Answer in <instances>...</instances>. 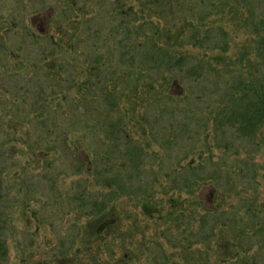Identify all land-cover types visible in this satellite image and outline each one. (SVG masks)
I'll return each mask as SVG.
<instances>
[{
    "label": "rangeland",
    "instance_id": "obj_1",
    "mask_svg": "<svg viewBox=\"0 0 264 264\" xmlns=\"http://www.w3.org/2000/svg\"><path fill=\"white\" fill-rule=\"evenodd\" d=\"M184 1L188 6L178 15L168 2L164 11L150 17L159 30V44H164L166 35H174L183 21L193 24V11L203 10L208 14L203 29H213L214 37L223 32L228 51L184 46L178 52L194 59L206 56L212 64L220 60L221 65L244 46L254 53L258 39L246 25L245 8L248 5L253 14H263L264 0L229 4L221 0L225 8L217 7V0L213 10L212 0ZM114 2L0 0V221L7 247L5 264H116L124 253L132 258L125 264H264V146L260 136L248 141L228 132L220 141L215 138L209 112L217 107L216 88L200 81L181 85L176 81L178 74L157 79L150 75L156 89L150 93L142 81L138 83L136 108L128 123L132 124L131 139L149 148L145 173L138 183L143 188L141 196L121 195L111 204L116 219L112 236L102 230L100 241L88 231L90 219L85 214L108 191L96 184L97 177L74 173L69 139L66 146L59 145L57 129L69 131L75 121L76 131L69 136L72 144L84 136L78 134V124L113 120L115 115H105L85 97L77 111L83 116H69L59 92L70 86L61 81L70 73L78 72L77 83L86 79L94 60L109 59L113 67L101 75L122 65L118 54L111 51L118 41L117 32L125 27L119 28ZM124 3L125 10L140 8L134 0ZM144 20L127 19V29L133 30L136 42L151 35L148 30L143 33V28L138 30ZM61 64L72 68L61 70ZM167 80L176 81L173 88ZM159 90L160 98L172 93L178 97L157 104ZM71 98H76L73 90L69 91ZM58 103L62 112L54 113ZM174 107L178 113H172ZM42 121L50 131L41 126ZM170 124L180 125L175 128L177 136L181 126L185 131L167 151L161 138H173ZM98 134L99 141L105 142L103 134ZM89 143L83 141L86 153ZM84 156L82 152L81 159ZM189 165L199 178L214 179L197 182L189 196L170 191L172 182H179ZM145 204L156 211L145 214Z\"/></svg>",
    "mask_w": 264,
    "mask_h": 264
},
{
    "label": "trees",
    "instance_id": "obj_2",
    "mask_svg": "<svg viewBox=\"0 0 264 264\" xmlns=\"http://www.w3.org/2000/svg\"><path fill=\"white\" fill-rule=\"evenodd\" d=\"M139 5V10L133 11L132 7L127 10L124 9V0H115V13L120 18L119 28H123L121 32H117L116 45L112 47V53L118 54V61L121 66H115L111 71H105L104 75H101V71L113 68L109 66V59L105 62L94 60L90 70L87 71L86 79L76 82L74 79L78 76V72L68 75L67 79L61 80L64 84H69L68 88H60V100L64 103L63 107L69 109V116L72 114L75 117H82L78 115L79 103L84 101L85 97L88 98L91 104L95 105V108L105 115H115V119L107 118L104 122H88L86 124H78V134H83L80 138H76L72 144H70V137L76 131L77 123L73 121L69 126V131L64 130L62 127L58 128L57 141L59 145L66 146L69 139V149L73 159V165L75 174L84 172L92 175L97 185L106 189L108 192L103 194V200L98 204H91V211L86 212L85 216L89 217L88 231L92 236L99 237L102 241V230L105 232V236H112L116 229V219L112 210L113 202L121 195L125 197L137 198L141 196L140 185L142 173H145L144 166L146 164L147 146L141 147L131 139L129 132L132 129V124L128 123L129 116L133 114L136 108V91L138 89V83L142 81L145 87H148V93L154 92L155 80L151 81L150 75H154L157 79L161 75L174 76L178 74L179 77L176 81L181 85L187 83H193L194 81H200L201 83L210 82L216 88V106L209 112L213 115V131L214 137L219 138V141L228 132H232L236 138L244 140H254L257 135L260 136V141L264 146V13L260 12L253 14L252 10L246 5V25L251 28V32L256 35L257 48L254 53L251 49L244 46L241 51L233 59H227L226 62L221 65V61L217 64H212L207 57H201L199 59L191 58L189 55L178 52L180 48L189 46L190 48H198L203 51L218 50L221 53L228 51V44L225 41V34L223 32H216L217 37H214L210 28L203 29V23L208 14L203 10L200 12H194L196 21L193 24H189L187 21H183L177 27L174 35L168 34L165 36L164 44L158 43L159 30L153 27L150 21V17L153 14H159L166 4L171 6L174 13L178 15L179 11H184L188 4L184 0H134ZM199 3H204L205 0H198ZM209 1V0H207ZM212 0L213 5L216 4ZM247 0H242L244 3ZM250 1V0H249ZM221 0L217 1V7L225 8L226 5L220 4ZM236 3V0H226V4ZM145 12H147L145 14ZM209 13V12H208ZM184 15L183 13H181ZM140 15L141 17H138ZM139 18L145 19L143 27V33L148 30L151 35L138 40L133 37V30L127 29V19ZM185 18L183 16H180ZM146 26H149L146 28ZM151 26V28H150ZM153 29V31H150ZM136 35L138 33L136 30ZM76 35V34H73ZM50 43L53 45L51 38ZM66 44V42H65ZM56 48L58 44L53 45ZM109 52V56L112 55ZM254 55V56H253ZM109 58V57H108ZM53 63L48 64L52 67ZM71 65V64H70ZM72 68V66H69ZM65 67L61 64L59 67L61 70ZM121 67V68H120ZM122 67H124L122 69ZM119 74L117 75V73ZM60 75V74H56ZM70 76V77H69ZM92 77V78H91ZM175 81V82H176ZM172 83V84H168ZM174 80H167L166 84L173 88ZM165 84V85H166ZM75 92L76 98L69 100V91ZM165 91V90H164ZM161 91L157 92V104L163 100L171 101L172 98L178 97V95L171 94L160 98ZM156 94V93H152ZM57 95L54 92V96ZM58 103L54 113L62 112L63 107ZM156 104V105H157ZM155 105V106H156ZM172 113H178L177 107L172 108ZM172 115V114H170ZM109 117V116H107ZM129 117V118H128ZM83 119V118H82ZM175 125V124H174ZM170 124L168 126L173 133V138L168 140L162 139V145L170 151V148H174L180 140L181 135L185 130L181 126V132L177 136L175 128L179 129V126L174 127ZM41 126L48 130L46 121L41 122ZM152 130V128H150ZM103 134V140L99 141V134ZM154 135V134H153ZM155 137V136H154ZM98 138V140H97ZM88 139L90 141L88 147L89 152H85V146L83 141ZM156 140V138H154ZM100 142V143H99ZM134 142V143H133ZM221 147V146H220ZM226 148V146H223ZM84 153V159H81V153ZM156 160V159H155ZM181 180L179 182L173 181L169 187L170 191H178L185 193L189 196L192 193V189H195L197 182H203L207 180H213V176L208 178H199L195 169L192 166L184 169ZM176 176V174H174ZM184 176V177H183ZM175 178V177H174ZM154 179V178H153ZM152 179V180H153ZM176 179V178H175ZM150 182H153L148 177ZM153 185V183H150ZM148 185V186H151ZM219 188V186H215ZM149 192L152 191V187L145 188ZM3 180L2 170L0 168V200L2 199ZM83 193L86 190H82ZM95 194H97L95 192ZM150 194L149 196H151ZM82 198L81 196L77 197ZM84 202L82 201V204ZM146 210L156 211L151 209L145 204L143 206ZM149 215V213H145ZM105 228V229H104ZM3 225L0 221V264H5L7 259V247L2 238ZM211 236H213V227L211 228ZM132 258L127 255H123L122 260L116 264H125L127 260ZM164 262V260H163Z\"/></svg>",
    "mask_w": 264,
    "mask_h": 264
}]
</instances>
